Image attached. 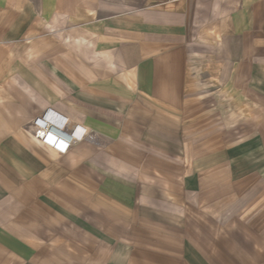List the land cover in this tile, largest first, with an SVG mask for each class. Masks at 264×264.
Wrapping results in <instances>:
<instances>
[{
	"label": "crops",
	"instance_id": "1",
	"mask_svg": "<svg viewBox=\"0 0 264 264\" xmlns=\"http://www.w3.org/2000/svg\"><path fill=\"white\" fill-rule=\"evenodd\" d=\"M0 264H264V0H0Z\"/></svg>",
	"mask_w": 264,
	"mask_h": 264
},
{
	"label": "built area",
	"instance_id": "2",
	"mask_svg": "<svg viewBox=\"0 0 264 264\" xmlns=\"http://www.w3.org/2000/svg\"><path fill=\"white\" fill-rule=\"evenodd\" d=\"M168 3H174L177 0H165ZM34 128L30 130V132L33 135L41 136L43 141H48L47 138H52L53 142L51 143L54 147H59L60 149H64L69 144V136L72 134L75 138H80L85 135L84 131H81L80 133L77 132V129H74L69 135H64L60 132H57L53 127H51L49 124H47L43 118H37L34 121ZM49 142V141H48Z\"/></svg>",
	"mask_w": 264,
	"mask_h": 264
},
{
	"label": "bare ground",
	"instance_id": "3",
	"mask_svg": "<svg viewBox=\"0 0 264 264\" xmlns=\"http://www.w3.org/2000/svg\"><path fill=\"white\" fill-rule=\"evenodd\" d=\"M73 125V124H72Z\"/></svg>",
	"mask_w": 264,
	"mask_h": 264
}]
</instances>
